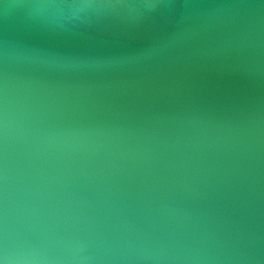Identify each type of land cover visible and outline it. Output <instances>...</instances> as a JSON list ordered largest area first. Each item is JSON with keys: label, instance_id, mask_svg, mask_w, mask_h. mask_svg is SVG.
I'll use <instances>...</instances> for the list:
<instances>
[{"label": "clouds", "instance_id": "1", "mask_svg": "<svg viewBox=\"0 0 264 264\" xmlns=\"http://www.w3.org/2000/svg\"><path fill=\"white\" fill-rule=\"evenodd\" d=\"M39 24L61 29L138 20L160 0H24ZM183 5L184 23L141 56L53 57L0 43V264H264V116L229 134L231 211L199 201L207 169L179 150L72 114L37 72H101L174 57L218 24L213 51L264 72V0Z\"/></svg>", "mask_w": 264, "mask_h": 264}, {"label": "water", "instance_id": "2", "mask_svg": "<svg viewBox=\"0 0 264 264\" xmlns=\"http://www.w3.org/2000/svg\"><path fill=\"white\" fill-rule=\"evenodd\" d=\"M161 7L138 20L102 19L68 28H47L16 7L24 0H0V43L53 57L121 61L138 57L156 39L184 23L183 5L203 12L220 4L259 0H160ZM231 29L227 23L204 32L174 57L101 72H37L60 90L78 118L119 127L169 153H186L202 168L200 203L218 214L231 211L232 190L225 171L238 160L231 132L264 116V72L244 55L214 52Z\"/></svg>", "mask_w": 264, "mask_h": 264}]
</instances>
